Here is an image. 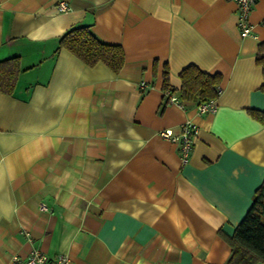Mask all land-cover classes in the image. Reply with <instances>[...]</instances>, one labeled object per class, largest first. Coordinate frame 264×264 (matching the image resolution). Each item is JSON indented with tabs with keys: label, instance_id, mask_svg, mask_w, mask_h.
Listing matches in <instances>:
<instances>
[{
	"label": "crops",
	"instance_id": "1",
	"mask_svg": "<svg viewBox=\"0 0 264 264\" xmlns=\"http://www.w3.org/2000/svg\"><path fill=\"white\" fill-rule=\"evenodd\" d=\"M249 22L242 36L233 0H0V60L20 66L0 92V264L32 249L70 264H225L264 180L250 114L264 112V0ZM82 25L122 47L118 73L58 49ZM189 64L221 75L214 112L179 97ZM187 120L198 132L183 164L159 133Z\"/></svg>",
	"mask_w": 264,
	"mask_h": 264
},
{
	"label": "trees",
	"instance_id": "2",
	"mask_svg": "<svg viewBox=\"0 0 264 264\" xmlns=\"http://www.w3.org/2000/svg\"><path fill=\"white\" fill-rule=\"evenodd\" d=\"M64 48L79 58L87 66L98 62L106 65L113 73H118L124 63V51L120 45L99 41L89 26H75L68 29L58 42V49ZM264 47H260L256 63L262 67L264 75ZM20 73L17 57L0 60V92L12 93ZM181 81L179 97L185 101L200 103L216 99L220 93L221 75L201 71L189 64L179 72ZM167 68L163 71V90L174 89L167 82ZM250 114L264 127V112L256 109ZM231 253L225 264H264V180L252 196V204L245 216L235 227L232 236L225 237Z\"/></svg>",
	"mask_w": 264,
	"mask_h": 264
},
{
	"label": "built area",
	"instance_id": "3",
	"mask_svg": "<svg viewBox=\"0 0 264 264\" xmlns=\"http://www.w3.org/2000/svg\"><path fill=\"white\" fill-rule=\"evenodd\" d=\"M233 1H235L237 5V25L240 30V34L242 36L252 35V26L249 22V14L252 7L258 0ZM57 9L59 11H67L69 9V5L64 1H58ZM140 86L144 87L145 83L140 82ZM165 92L168 95L169 102L175 103L180 107L183 106L174 92L170 89ZM216 108L217 105L214 99L196 104V110L200 114L205 112H214ZM197 132L198 126L194 122L187 120L181 125V131L178 135H172L166 130L160 131L159 134L162 138L170 140L178 147L180 160L183 164H185L189 160ZM40 208L45 210V204L41 203ZM13 260L16 264H70V258L65 254L50 256L39 249H32L25 258L14 256Z\"/></svg>",
	"mask_w": 264,
	"mask_h": 264
}]
</instances>
